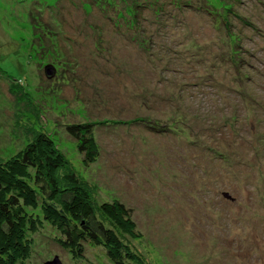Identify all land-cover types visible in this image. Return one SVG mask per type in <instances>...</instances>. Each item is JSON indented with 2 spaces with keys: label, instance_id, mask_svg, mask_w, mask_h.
Instances as JSON below:
<instances>
[{
  "label": "rangeland",
  "instance_id": "rangeland-1",
  "mask_svg": "<svg viewBox=\"0 0 264 264\" xmlns=\"http://www.w3.org/2000/svg\"><path fill=\"white\" fill-rule=\"evenodd\" d=\"M28 129L124 205L145 264H264V0H0V162ZM60 235L42 222L20 264H111Z\"/></svg>",
  "mask_w": 264,
  "mask_h": 264
},
{
  "label": "trees",
  "instance_id": "trees-1",
  "mask_svg": "<svg viewBox=\"0 0 264 264\" xmlns=\"http://www.w3.org/2000/svg\"><path fill=\"white\" fill-rule=\"evenodd\" d=\"M95 125H66L86 164L94 163L98 154ZM27 131L28 143L0 162V264L26 261L29 237L37 233L42 222L59 231L55 242L74 259L83 257L84 245L88 244L100 246L108 263L132 264L135 257L139 264H145L126 245L125 236L133 229L124 205L108 202L96 206L87 184L74 173L54 140L39 129ZM38 210L41 219L35 214Z\"/></svg>",
  "mask_w": 264,
  "mask_h": 264
},
{
  "label": "water",
  "instance_id": "water-1",
  "mask_svg": "<svg viewBox=\"0 0 264 264\" xmlns=\"http://www.w3.org/2000/svg\"><path fill=\"white\" fill-rule=\"evenodd\" d=\"M45 71H46L47 77H51L53 75V71H52V68L51 67L46 66L45 67ZM224 196H226V195H224ZM45 264H59V263L57 261V258L55 257L53 261L47 262Z\"/></svg>",
  "mask_w": 264,
  "mask_h": 264
}]
</instances>
